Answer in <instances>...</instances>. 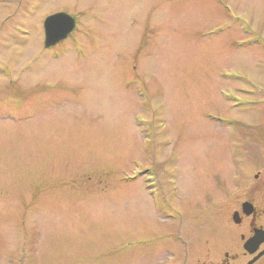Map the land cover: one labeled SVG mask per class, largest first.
Segmentation results:
<instances>
[{
	"label": "rangeland",
	"instance_id": "obj_1",
	"mask_svg": "<svg viewBox=\"0 0 264 264\" xmlns=\"http://www.w3.org/2000/svg\"><path fill=\"white\" fill-rule=\"evenodd\" d=\"M262 141L264 0H0V264H168Z\"/></svg>",
	"mask_w": 264,
	"mask_h": 264
},
{
	"label": "flooded vegetation",
	"instance_id": "obj_2",
	"mask_svg": "<svg viewBox=\"0 0 264 264\" xmlns=\"http://www.w3.org/2000/svg\"><path fill=\"white\" fill-rule=\"evenodd\" d=\"M236 154L244 171L215 183L208 194L215 219L198 231L178 221L167 226L168 264H264V141L246 143Z\"/></svg>",
	"mask_w": 264,
	"mask_h": 264
},
{
	"label": "water",
	"instance_id": "obj_3",
	"mask_svg": "<svg viewBox=\"0 0 264 264\" xmlns=\"http://www.w3.org/2000/svg\"><path fill=\"white\" fill-rule=\"evenodd\" d=\"M76 25L75 18L66 12H56L44 20V45L46 48L65 40Z\"/></svg>",
	"mask_w": 264,
	"mask_h": 264
}]
</instances>
